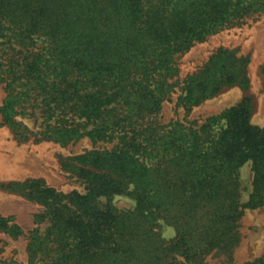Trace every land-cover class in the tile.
I'll list each match as a JSON object with an SVG mask.
<instances>
[{
    "label": "trees",
    "instance_id": "trees-1",
    "mask_svg": "<svg viewBox=\"0 0 264 264\" xmlns=\"http://www.w3.org/2000/svg\"><path fill=\"white\" fill-rule=\"evenodd\" d=\"M262 11L264 0H0L6 120L20 127L27 111L62 145L112 144L62 158L84 192L25 182L42 209L27 261L8 264H200L212 253L233 261L245 209L264 206V127L252 122L253 104L244 97L203 121L160 113L178 85L187 115L244 85L247 61L229 48L182 84L177 57ZM120 195L134 207L117 206ZM10 221L0 216V229L22 234ZM242 264H264V254Z\"/></svg>",
    "mask_w": 264,
    "mask_h": 264
},
{
    "label": "rangeland",
    "instance_id": "rangeland-1",
    "mask_svg": "<svg viewBox=\"0 0 264 264\" xmlns=\"http://www.w3.org/2000/svg\"><path fill=\"white\" fill-rule=\"evenodd\" d=\"M220 48H229L235 55L246 59L247 82L224 87L215 96L194 107L189 115L187 110L177 105L182 93L181 85H178L171 99L164 102L160 113L164 122L185 116L203 121L248 97L253 104L252 122L264 127V11L223 28L178 56L179 74L176 79L179 83L182 84L191 72L198 71ZM4 85L0 84V216L9 217L10 224L21 226L23 233L16 236L11 233L15 228L10 231L3 227L0 229V264H8L12 259L27 261L29 235L35 227V214L41 211L42 206L27 195L32 187H25V182L40 181L41 185L66 193L75 189L84 192V184L63 168L62 158L107 144L95 143L89 137L67 145L57 143L44 134L42 118L27 111H21L16 116V121L21 122L20 127L17 123L8 122L1 111L7 94ZM240 181L241 201L245 204L252 189L250 163L240 168ZM116 204L120 208H133L135 201L128 195H120ZM240 231L241 243L235 250L233 261L225 255L212 253L200 264H242L263 255L264 206L245 209ZM164 233L170 237L173 230L165 227Z\"/></svg>",
    "mask_w": 264,
    "mask_h": 264
}]
</instances>
